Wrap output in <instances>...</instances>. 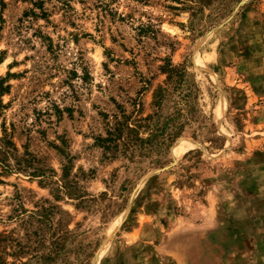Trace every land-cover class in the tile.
<instances>
[{
    "label": "rangeland",
    "instance_id": "1",
    "mask_svg": "<svg viewBox=\"0 0 264 264\" xmlns=\"http://www.w3.org/2000/svg\"><path fill=\"white\" fill-rule=\"evenodd\" d=\"M0 79V264H264V0H0Z\"/></svg>",
    "mask_w": 264,
    "mask_h": 264
},
{
    "label": "trees",
    "instance_id": "2",
    "mask_svg": "<svg viewBox=\"0 0 264 264\" xmlns=\"http://www.w3.org/2000/svg\"><path fill=\"white\" fill-rule=\"evenodd\" d=\"M34 4L40 6V3L38 2H35ZM160 69L166 74V83L164 85L156 86L152 91V104L156 109L160 107L161 103H163L169 87L175 88L181 85L184 74L186 73L183 68L173 67L170 64H164ZM2 81L3 80L0 79V96L6 89V85H2ZM117 106L120 110L117 114L112 116V123H106L104 135H98L94 138L95 142L103 149V151H105L106 154H109V158H115L118 154H127L128 150L134 146L136 142L146 143L156 137H162V135L159 134L156 136H148L143 140L140 139L136 134L140 123L151 119L152 115H145L144 117L133 116L131 113H126L119 105ZM3 108L4 107L0 102V110ZM154 113H157V111ZM0 130V169L6 172L21 170L27 172L29 177H42L44 171L38 169V167L32 166L34 159L28 155V153H23L21 156H17L16 147L11 141V134L3 125H0ZM174 133H167V136L172 137ZM29 167H31V169L26 171ZM62 184L66 189L68 184H66V182H62Z\"/></svg>",
    "mask_w": 264,
    "mask_h": 264
}]
</instances>
